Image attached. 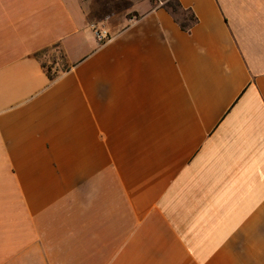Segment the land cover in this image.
<instances>
[{"label":"crops","instance_id":"crops-1","mask_svg":"<svg viewBox=\"0 0 264 264\" xmlns=\"http://www.w3.org/2000/svg\"><path fill=\"white\" fill-rule=\"evenodd\" d=\"M132 1L0 0V264H264V0Z\"/></svg>","mask_w":264,"mask_h":264},{"label":"trees","instance_id":"trees-1","mask_svg":"<svg viewBox=\"0 0 264 264\" xmlns=\"http://www.w3.org/2000/svg\"><path fill=\"white\" fill-rule=\"evenodd\" d=\"M150 2L153 7H159L169 12L183 31H188L196 23V18L191 10L183 8L178 0H150ZM62 69L65 70V67ZM46 71L49 80L52 81L57 77L56 73L51 74L49 68Z\"/></svg>","mask_w":264,"mask_h":264},{"label":"rangeland","instance_id":"rangeland-1","mask_svg":"<svg viewBox=\"0 0 264 264\" xmlns=\"http://www.w3.org/2000/svg\"><path fill=\"white\" fill-rule=\"evenodd\" d=\"M149 1H150V0H149ZM100 2L106 3V4L110 5V6H116V5H118V4H119V5L123 4L124 6H126V4H127L128 6H134V7H135V5H136V4H133V1H132V0H98L99 7L102 6ZM136 7L139 8L140 5L138 4V5H136ZM141 7H142V6H141ZM99 10H100V9H99ZM50 62H51V64L47 65V67L51 70V68L54 67V66H53V60H50ZM45 64H46V63H45ZM60 65H61V64H60ZM59 67L62 69L61 66H56V69H55V70L52 69V70L50 71L51 74H52V73H56L57 71H59Z\"/></svg>","mask_w":264,"mask_h":264},{"label":"built area","instance_id":"built-area-1","mask_svg":"<svg viewBox=\"0 0 264 264\" xmlns=\"http://www.w3.org/2000/svg\"><path fill=\"white\" fill-rule=\"evenodd\" d=\"M93 34H94L95 40L99 44H104L105 42L109 40V35L103 28H94Z\"/></svg>","mask_w":264,"mask_h":264}]
</instances>
